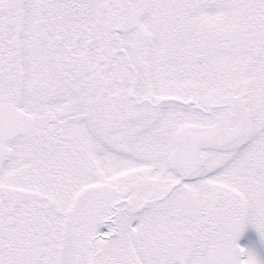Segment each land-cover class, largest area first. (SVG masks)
Instances as JSON below:
<instances>
[{
  "label": "snow or ice",
  "instance_id": "1",
  "mask_svg": "<svg viewBox=\"0 0 264 264\" xmlns=\"http://www.w3.org/2000/svg\"><path fill=\"white\" fill-rule=\"evenodd\" d=\"M0 264H264V0H0Z\"/></svg>",
  "mask_w": 264,
  "mask_h": 264
}]
</instances>
